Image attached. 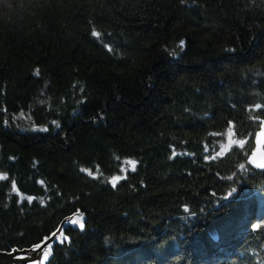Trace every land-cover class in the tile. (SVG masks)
Instances as JSON below:
<instances>
[{"label":"trees","instance_id":"trees-1","mask_svg":"<svg viewBox=\"0 0 264 264\" xmlns=\"http://www.w3.org/2000/svg\"><path fill=\"white\" fill-rule=\"evenodd\" d=\"M256 117L264 0H0V252L264 264Z\"/></svg>","mask_w":264,"mask_h":264},{"label":"water","instance_id":"water-1","mask_svg":"<svg viewBox=\"0 0 264 264\" xmlns=\"http://www.w3.org/2000/svg\"><path fill=\"white\" fill-rule=\"evenodd\" d=\"M255 120L258 122V127L255 130L252 138L253 146L247 154V161L253 168L258 170H264V118L256 117ZM60 227L56 232L51 234L48 239L44 240L39 248H33L24 251H14L10 254H7L5 257L0 252V263L1 264H10L12 261H16L15 264H24L25 260H33L35 262H40L39 252L41 249H45L46 245H49L50 242L56 236V233L59 231ZM55 234V235H54ZM44 254V252L42 253Z\"/></svg>","mask_w":264,"mask_h":264},{"label":"rangeland","instance_id":"rangeland-1","mask_svg":"<svg viewBox=\"0 0 264 264\" xmlns=\"http://www.w3.org/2000/svg\"><path fill=\"white\" fill-rule=\"evenodd\" d=\"M221 135H222V139L218 143V146H217V149H216L214 155H223L227 150H229L233 146H243L246 143V141L248 140V137H249V136L236 137L233 134L231 129H227V130L223 131V133ZM129 161L134 162V167H135L136 161L134 159L126 158V159L122 160L120 173L119 174H114V175L109 177V180L112 183H113V178L114 177H120L121 178V177H123L126 174V172L129 169H133L134 168L133 165L129 163ZM0 175H2V174L0 173ZM118 180H116V181H118ZM256 196H257V202H256V210L255 211H256L257 215H259V217H260L259 221L261 223H264V192L258 190L257 193H256ZM73 220L82 221V217L80 215H76V216H74V217L69 219V222L72 225L79 227V222L78 223H72ZM257 224L258 223H256L255 225H257ZM50 242H48V243H50ZM47 246L48 245H46L45 248H47ZM43 252H44V249H41L40 252H39V256H40L39 260H40V262L42 261V264H44V262L46 261V260L43 259V254H42ZM25 261H26V263H24V264H34V262H35L33 260H25ZM15 263H16V261H12L10 264H15Z\"/></svg>","mask_w":264,"mask_h":264},{"label":"snow or ice","instance_id":"snow-or-ice-1","mask_svg":"<svg viewBox=\"0 0 264 264\" xmlns=\"http://www.w3.org/2000/svg\"><path fill=\"white\" fill-rule=\"evenodd\" d=\"M94 35H96V33H94ZM181 45H183V41H181ZM257 107H259V106H257ZM241 143H242V142H241ZM129 163L132 164L133 167H134V162L129 161ZM241 167H243V165H242ZM261 167H264V165H261ZM84 171H87V170H84ZM89 174H91V173H89ZM5 178H6L5 176L0 175V179H5ZM118 179H120V177H114V178H113V183L115 184V181L118 180ZM41 183H43V181H41ZM13 191H17V189H16V187H15V182H13ZM235 192H236V190L234 189L233 192L230 193L229 195L231 196V195H233ZM29 201H31V198H29ZM78 222H79V227H80V228H83L84 225H83L82 221H78V220H73V221H72V223H78ZM256 227H259V226H256ZM54 235H55V234H54ZM46 239H48V238H46ZM39 247H40V245H35V246H34V248H39ZM51 247H52L51 244H49V245L47 246V248L44 249V254H43V259H44V260H46V259L48 258V256L50 255V249H51ZM34 264H42V261H41V262H34Z\"/></svg>","mask_w":264,"mask_h":264},{"label":"flooded vegetation","instance_id":"flooded-vegetation-1","mask_svg":"<svg viewBox=\"0 0 264 264\" xmlns=\"http://www.w3.org/2000/svg\"><path fill=\"white\" fill-rule=\"evenodd\" d=\"M4 257L7 255V254H2Z\"/></svg>","mask_w":264,"mask_h":264}]
</instances>
